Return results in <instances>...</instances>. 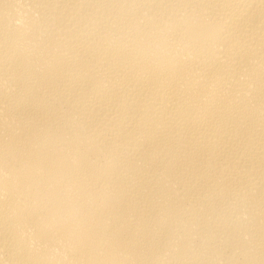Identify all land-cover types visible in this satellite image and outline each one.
<instances>
[{"label":"bare ground","instance_id":"obj_1","mask_svg":"<svg viewBox=\"0 0 264 264\" xmlns=\"http://www.w3.org/2000/svg\"><path fill=\"white\" fill-rule=\"evenodd\" d=\"M0 264H264V0H0Z\"/></svg>","mask_w":264,"mask_h":264}]
</instances>
